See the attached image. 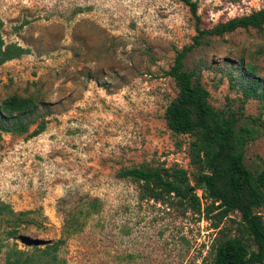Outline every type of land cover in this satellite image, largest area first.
<instances>
[{
    "label": "rangeland",
    "instance_id": "374dc122",
    "mask_svg": "<svg viewBox=\"0 0 264 264\" xmlns=\"http://www.w3.org/2000/svg\"><path fill=\"white\" fill-rule=\"evenodd\" d=\"M193 1L203 28L264 7V0ZM194 33L179 0H0L2 39L30 49L0 65V98L34 93L52 109L37 135L0 138V201L32 210V222L19 229L25 242L5 238L1 223L0 264L9 247L58 238L65 213L92 198L97 211L59 247L62 264H212L223 238L208 219L175 199H141L137 184L117 174L160 163L191 171L189 137L172 134L162 112L175 94L163 72ZM204 40L184 65L201 61L210 105L235 108L240 93L225 72L241 57L264 75V30L237 28ZM263 103L249 98L243 111L257 115ZM261 159L264 132L244 149L248 167Z\"/></svg>",
    "mask_w": 264,
    "mask_h": 264
},
{
    "label": "trees",
    "instance_id": "16d2710c",
    "mask_svg": "<svg viewBox=\"0 0 264 264\" xmlns=\"http://www.w3.org/2000/svg\"><path fill=\"white\" fill-rule=\"evenodd\" d=\"M188 7L194 19L191 42L174 50L170 66L163 74L175 89L165 105L162 118L165 127L175 135L189 137L186 145L191 171L177 166L143 164L120 169V178L134 181L141 199L165 202L175 199L184 210L201 215L218 229L223 241L217 247L212 264H261L264 261V159L253 168L244 161L248 142L264 132V103L257 115H247L243 103L249 99L264 102V75L257 65L239 57L237 67L227 70L228 87L240 93L235 108H218L208 102V91L200 79L201 61L186 68L184 59L205 38L221 37L237 28L264 30V7L201 27L196 2L179 0ZM25 20L21 24H25ZM20 24V25H21ZM30 51L15 42H4L0 35V65ZM34 93L11 92L0 98V138L2 134L29 138L42 132L52 109ZM176 145H180L176 142ZM196 190L199 193H196ZM82 204V206H81ZM76 204L63 218L60 236L31 249L9 247L4 264H62L57 256L66 237L81 230L83 219L97 211L98 200L92 198ZM32 210L14 211L0 201V225L5 238L26 239L19 235L23 224L32 222ZM230 213H237L238 220Z\"/></svg>",
    "mask_w": 264,
    "mask_h": 264
}]
</instances>
